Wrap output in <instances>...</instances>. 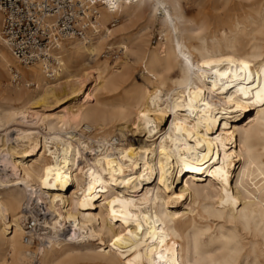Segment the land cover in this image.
<instances>
[{
	"label": "bare ground",
	"instance_id": "bare-ground-1",
	"mask_svg": "<svg viewBox=\"0 0 264 264\" xmlns=\"http://www.w3.org/2000/svg\"><path fill=\"white\" fill-rule=\"evenodd\" d=\"M240 1L229 33L187 16L184 0H105L95 31L66 41L52 66L13 68L0 48V77L13 68L35 86L0 89V264H248L240 229L264 240V7ZM138 21L118 43L140 64L130 83L91 65L119 32L109 24ZM150 23L161 38L144 51ZM91 79L105 95L129 83L126 102L98 100ZM67 98L78 103L47 113ZM39 206L34 247L24 222Z\"/></svg>",
	"mask_w": 264,
	"mask_h": 264
},
{
	"label": "built area",
	"instance_id": "built-area-1",
	"mask_svg": "<svg viewBox=\"0 0 264 264\" xmlns=\"http://www.w3.org/2000/svg\"><path fill=\"white\" fill-rule=\"evenodd\" d=\"M105 0H0L1 36L13 57L23 68L39 63L56 64L54 54L68 40L89 37L98 27L96 6ZM10 84L33 87L30 78H22L10 69ZM46 75L53 78L50 68ZM24 240L34 243L40 229L43 207L27 209Z\"/></svg>",
	"mask_w": 264,
	"mask_h": 264
},
{
	"label": "rangeland",
	"instance_id": "rangeland-1",
	"mask_svg": "<svg viewBox=\"0 0 264 264\" xmlns=\"http://www.w3.org/2000/svg\"><path fill=\"white\" fill-rule=\"evenodd\" d=\"M256 1L257 0H245L242 2H244V4L247 6V8H245V9L249 11L248 6H250L252 3L256 2ZM258 1H260V4H262V6L264 7V0H258ZM240 2H241L240 0H184V7L186 10L185 13L187 16H189L193 19H197L199 16H202L203 18L206 19L207 22L212 24V28L217 27V28L224 30L227 33H229V29L225 25L230 22V18H232V20H233V18L237 19V17L240 15V13H237V11H236V8H238L236 5H238ZM141 21L135 22L134 24H130L128 31L122 30L123 28L122 29L116 28L115 25L117 23L109 24L108 28L110 30L118 29L119 32L117 34H115L113 32L109 37L105 38L104 41H102L104 43V46H103L102 51L100 52V56L98 57L97 62H92L91 65L92 66H98V65H102L103 63L106 62L110 66L111 73L115 74L117 71H122V72L128 71L129 76H130V81H129V83H130L141 71L140 64L139 63L136 64L133 62V60H130V58H132L130 52L128 53V57H126L122 51H119L118 43L124 37H130V36L135 35L139 31V29L144 26V25H142L143 22H141ZM211 30L204 32L203 34H205V36L208 38V37H210ZM160 32H161V30H160L159 24L153 25L152 23H150L148 30H146L144 33H142V36H141L142 40L144 41L142 44L144 46V51L147 48H152L154 45H156L159 42V40L161 38V36L159 34ZM106 33L107 32H105L103 35H105ZM116 36H117V39L110 41V39H112L113 37H116ZM69 43H70V41H69ZM109 47H110V49H109ZM0 48L3 49L4 53H6L10 57V59H11L10 66L13 68H16V69H21V66L17 65L19 63H17L15 61L16 59L12 56L9 49L4 45L0 46ZM8 71L9 70L6 67V69L3 72V76L0 77V89L7 88L10 85V75H9ZM173 76L177 77V73H174ZM28 78H30V77H28ZM58 79L59 78L57 77V80ZM30 81L33 82L31 78H30ZM47 81L49 83H54L53 78L52 79L47 78ZM129 83L123 86V87H127L126 90H123V87H121L118 91H116V92L114 91L110 95H105L102 93L101 90H99V89L97 90V88L95 87V80L94 79H91L90 81L87 82V87H88V89H93V90L96 89L97 90V91L95 90L94 93H95L98 100L103 101V100H105V98H107L109 96L110 101L109 100L108 101H109V104L112 106V105H118V104H122V103L126 102V97H124L123 95H124V91H128V89L130 88L128 86V85H130ZM24 87H25V85H24ZM34 88H35V86L30 87L29 89L32 90ZM0 103H1L0 104L1 109L7 110L10 108V106L8 104H6L5 102L0 101ZM77 103H78V101L76 102L74 99L67 98L63 101V103L61 102L59 105L51 106L50 108H48L47 113L50 112L51 114H55V113L61 114L64 112L63 109H67V108H69L72 105L77 104ZM94 104H92V105H94ZM92 105L90 107H92ZM2 107H4V108H2ZM106 110H107L106 111L107 112L106 113L107 114L106 119L109 120L110 114L112 113L113 109L111 107H108ZM79 133H83V131L81 130ZM117 137L120 138V136L118 134H117ZM130 138H131V136H129V139ZM182 185H183V183H182ZM258 194H259V197L262 200H264V190L259 191ZM178 209L180 210L181 207H179ZM68 231H69V228L66 229V232H68ZM212 231L213 230H211V233L207 234V237L205 239L204 249L207 252V254H210L211 252H213L215 247L219 246V243H217V242H215L214 244L211 243V235H213ZM238 234H239L240 244L243 247L242 253L245 255L247 263L253 264V261L256 260L257 264H264V240H263L261 234L259 233V231H257L254 228H252V229H240V232ZM39 242L40 241H36L35 242L36 245L34 244V247H36ZM24 250H25V248L22 247V253ZM248 252H250V253H248ZM211 255L212 254L208 255V257ZM6 261L8 264H11V259L9 256L6 257ZM20 264H25V263L21 262ZM30 264H32V263H30ZM33 264H40V262L39 263L34 262ZM72 264H87V263L83 262V261H74ZM213 264H215V263H213Z\"/></svg>",
	"mask_w": 264,
	"mask_h": 264
}]
</instances>
